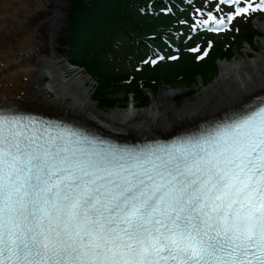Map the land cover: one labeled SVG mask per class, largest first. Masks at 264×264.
<instances>
[{"label":"snow or ice","instance_id":"snow-or-ice-1","mask_svg":"<svg viewBox=\"0 0 264 264\" xmlns=\"http://www.w3.org/2000/svg\"><path fill=\"white\" fill-rule=\"evenodd\" d=\"M57 128L0 114V264H264V100L164 146Z\"/></svg>","mask_w":264,"mask_h":264},{"label":"bare ground","instance_id":"bare-ground-1","mask_svg":"<svg viewBox=\"0 0 264 264\" xmlns=\"http://www.w3.org/2000/svg\"><path fill=\"white\" fill-rule=\"evenodd\" d=\"M68 1L0 0V107L62 118L113 139L140 141L198 130L264 95V78L258 76L264 74L263 36L251 62L220 72L212 85L176 111L157 99L144 115L130 110L121 116L96 114L86 93L90 77L68 67L53 50ZM136 118L140 122L131 124Z\"/></svg>","mask_w":264,"mask_h":264},{"label":"trees","instance_id":"trees-1","mask_svg":"<svg viewBox=\"0 0 264 264\" xmlns=\"http://www.w3.org/2000/svg\"><path fill=\"white\" fill-rule=\"evenodd\" d=\"M145 1L147 0H90L87 4L76 2L70 6L68 20L62 30L63 33L58 37L61 51L71 62L84 66L97 80L103 82V87L106 88L102 91L103 88L100 89L99 87L102 86L99 85V89L97 88L95 92V100L100 110L117 107L119 99L109 98L104 93L108 92L107 82L119 78L115 72H119L123 79H127L130 70H133V66L131 65L130 69L125 68L126 60L137 62L142 59L141 52L144 49L140 42H135L137 37L154 33L157 27L162 25L161 20L153 19L152 23H149L151 18L147 12L146 17H143L139 14V7L136 10L135 5L140 4V7H145ZM178 3L185 5L180 1ZM153 4L157 5V3ZM186 7L188 11L179 20L180 22L185 20V25L191 20L189 17L191 8ZM185 25L183 29H186L187 26ZM254 35L249 30L243 31L238 36V40L249 43ZM118 39L125 40L119 42ZM127 39L128 42L125 43ZM150 44L157 45L159 40H152ZM232 48V45L228 48L216 47L215 59L229 58ZM199 66H196L194 70L197 71ZM151 77V73L145 75L144 78L140 77L139 80L144 81H142V88L151 87ZM209 78L212 77L209 76ZM132 86L135 87L134 82L126 86L124 92H118L124 95V99L121 100L124 104L129 94H134ZM136 94L138 104L145 106L147 98L143 91L140 90Z\"/></svg>","mask_w":264,"mask_h":264},{"label":"rangeland","instance_id":"rangeland-1","mask_svg":"<svg viewBox=\"0 0 264 264\" xmlns=\"http://www.w3.org/2000/svg\"><path fill=\"white\" fill-rule=\"evenodd\" d=\"M67 3V6L68 7ZM264 16H260L259 20H253L250 24L251 28L254 30L255 37L252 39L250 45L249 44H239L237 49L232 52V56L225 60H216L214 58L205 61L202 65H200L196 71L190 70L189 67L183 66L179 63L171 64L167 67L161 69L164 78L166 79V85L162 84L158 90L156 91V87L151 92L150 90L143 89V94L147 96L148 104L143 108H138L136 104V99L134 96L130 94L127 97V103L125 107L119 108L122 105V102H118V108H111L106 110L97 109L98 104L94 103L96 101V95L93 93L95 91V82L91 80V82L86 86L87 94H88V103L93 107V111L99 115L105 114H119V116L123 115L126 110H130L135 114L144 115L152 109L153 104L156 102L155 100H159V104H164L169 107V109L176 111V108L181 107L182 105L189 104L191 100H193L194 96L198 91L204 90L212 85L216 78L219 76L220 72L225 71L228 67L238 64L242 61L251 62V58L256 56V45H258L262 37L264 36V24L262 20ZM66 20V19H65ZM64 23V22H63ZM59 32V31H58ZM57 36V35H56ZM53 50L55 52V56L62 60L68 67L78 68L83 70V68L79 65H74L73 63L68 61V57H64V55H59V48L56 44V37L53 44ZM87 75V73L84 71ZM88 76V75H87ZM213 77L212 79L209 78ZM260 78H264L263 73H258ZM46 77L43 80V84H45ZM41 83V84H42ZM42 84V85H43ZM100 88V87H99ZM98 88V89H99ZM101 89V88H100ZM104 88L102 89V91ZM108 92H104L109 98H118L122 99L124 97L123 94H119L118 92H124V88H114L113 85H107ZM186 91V93H185ZM96 92V91H95ZM124 99V98H123ZM93 100V101H92ZM92 121L95 124H102L99 120L90 116ZM140 122V118H136L130 121L131 124H138Z\"/></svg>","mask_w":264,"mask_h":264}]
</instances>
